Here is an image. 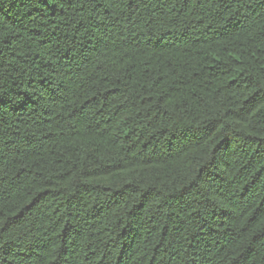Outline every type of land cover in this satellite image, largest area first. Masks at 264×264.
I'll return each instance as SVG.
<instances>
[{"label":"trees","instance_id":"trees-1","mask_svg":"<svg viewBox=\"0 0 264 264\" xmlns=\"http://www.w3.org/2000/svg\"><path fill=\"white\" fill-rule=\"evenodd\" d=\"M0 264H264V0H0Z\"/></svg>","mask_w":264,"mask_h":264}]
</instances>
